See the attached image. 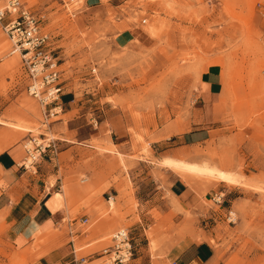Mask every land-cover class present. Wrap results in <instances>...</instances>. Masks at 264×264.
<instances>
[{"label": "rangeland", "instance_id": "obj_1", "mask_svg": "<svg viewBox=\"0 0 264 264\" xmlns=\"http://www.w3.org/2000/svg\"><path fill=\"white\" fill-rule=\"evenodd\" d=\"M93 1L98 2L23 0L52 37L67 94L63 110L47 126L39 103L28 94L19 56L9 55L11 43L0 24V137L9 129L17 134L13 142L26 144L30 137L58 140L60 132L68 131L69 118L87 114L91 121H107L102 128L104 139L91 142L103 156L117 153L105 139L112 134L118 142L126 120L132 137L131 158L153 168L138 172L140 178L148 177L142 190L149 191L155 187L151 178L160 175L163 179L157 170L164 167L159 153L171 144L158 141L169 139L168 128L184 122L202 78L210 69L220 68L228 80L227 131L224 136L213 133L208 142L184 150L176 159L235 173L242 183L229 185L172 170L196 188L200 203L184 214L196 222L199 240H207L219 250L221 264H264V0H100L95 5ZM68 101H74L78 110L64 116ZM60 122L66 123L65 128L53 130ZM178 128L174 130L184 129ZM92 129L99 130L94 125ZM89 131L79 126L75 135L84 137ZM67 139L75 140L70 135ZM121 164L120 169H111L118 186L125 180L129 183L125 173L129 167L124 161ZM128 185L119 187L117 203L112 199L108 204L103 195L109 182L104 181L90 191L87 200L70 209L63 229L55 228L47 235L38 231L27 246L17 245L6 227H0V264H41L40 258L51 248L43 251L40 246L54 240V248L69 247L68 222L78 220L84 207L85 214L96 210L97 217L85 227L78 224L74 228L78 256H90L110 246L114 232L121 228L131 232L133 226L126 214L136 212L138 203L133 185ZM217 191L227 194L222 207L210 199ZM121 201L126 211L119 207ZM231 208L237 214L235 224L226 221ZM109 213L122 223L94 236L97 221L109 219ZM207 223L209 236L203 231ZM131 236L134 238L132 232ZM157 239L153 229L145 237L133 239L135 257L142 247L143 255L152 253L154 264H160L163 257ZM146 261L144 264H150L148 258Z\"/></svg>", "mask_w": 264, "mask_h": 264}, {"label": "crops", "instance_id": "obj_2", "mask_svg": "<svg viewBox=\"0 0 264 264\" xmlns=\"http://www.w3.org/2000/svg\"><path fill=\"white\" fill-rule=\"evenodd\" d=\"M98 2L93 1L92 4L95 5ZM128 33V36H132L131 32ZM1 65L3 63L0 62ZM227 81L220 68L210 69L202 78L198 94H195L194 104L184 122L175 123L168 128L165 134L171 132L169 139L158 141L160 145L171 142L159 153V162L165 157L178 160L177 156L184 150L203 145L211 139L213 133H217L218 136L225 135L228 127L224 120L230 109V102L226 96ZM66 95L63 92L60 104H63V98H66ZM65 105L64 116L78 110L74 101H68ZM1 116L2 113H0ZM93 122L95 121H91L87 114L69 118L68 133L60 132L61 139L53 140L55 147L46 151L34 174L25 172L19 167L26 156L25 141L13 142L17 134L5 129V135L0 137L2 144L0 146V227H6L7 234L17 245L27 246L38 231L40 235H47L55 228L63 229L66 218H70V209L78 206L84 199L87 200L90 191L104 181L109 182L103 195L108 204H111L112 199L117 203L121 195L119 187L122 185L128 187L130 183L133 185L134 199L138 203L136 212L126 214L127 221H133L131 228L133 239L145 237L146 233L153 229L158 236L157 240L160 241L159 250L163 257L160 264H221L219 250L207 240H199L196 222L184 214L200 203L201 199L196 188L179 173L164 166L157 168L163 175V179L160 175L158 179L151 178V182L155 185L154 189L143 192L145 181L149 180L148 177L140 178L138 172L143 167L151 170L153 168L131 158L133 146L132 137L128 132L129 124L125 120L123 130L120 131L123 137L118 142L113 140L112 134L105 139L116 148L117 153L106 152L102 156L97 154L91 142L104 139L102 128L107 121H100L97 126ZM65 125V122H60L54 125L53 130L63 129ZM92 125L99 130L93 132ZM179 125L184 129L174 130V128L179 129ZM79 126L86 128V131L88 128L89 133L86 132L84 137L75 135ZM69 135L75 140L67 139ZM118 156H122L123 159ZM123 161L129 167L125 172L129 183L125 180L118 186L113 181L111 169H120ZM82 176L85 181L80 184L79 179ZM120 205L122 211L127 210L124 201H121ZM86 211L85 207L80 210L78 220L87 218L88 225L97 217V211H92L90 215L85 214ZM70 222L71 220L68 222L69 230ZM98 222L100 224L93 232L94 236L108 232L122 223V220L116 214L109 213V219ZM78 224L80 223H75L74 228ZM207 225L208 223L203 227V231L209 236L211 231L206 230ZM71 237L69 247L54 248L56 240L40 246L43 251L51 248L40 258L41 264H63L67 258L68 261L64 264L70 263L76 248L74 236L71 235ZM137 250L140 254L129 264H144L147 262L146 258L150 264H154L152 253L146 252V255H143L145 249L142 247ZM98 255L97 252L91 254L86 264H96L101 260Z\"/></svg>", "mask_w": 264, "mask_h": 264}, {"label": "built area", "instance_id": "obj_3", "mask_svg": "<svg viewBox=\"0 0 264 264\" xmlns=\"http://www.w3.org/2000/svg\"><path fill=\"white\" fill-rule=\"evenodd\" d=\"M147 20H143L145 24ZM0 24L7 35L11 48L9 55H18L22 69L27 78V91L35 99L42 111L43 123L62 111L60 104L63 94L62 71L59 58L52 49V37L43 31L40 20L23 0H0ZM95 122V126H97ZM52 139L30 137L24 149L26 156L19 167L25 172H37V165L50 148H54ZM226 191L213 192L210 199L214 205L222 207L226 201ZM228 224L237 222V214L231 208L226 213ZM86 226L88 219L71 220L70 234L75 236L74 224ZM102 264H129L135 257V249L131 232L121 228L113 233L111 245L98 252ZM89 256L79 257L78 250L73 251V258L67 264H86Z\"/></svg>", "mask_w": 264, "mask_h": 264}, {"label": "bare ground", "instance_id": "obj_4", "mask_svg": "<svg viewBox=\"0 0 264 264\" xmlns=\"http://www.w3.org/2000/svg\"><path fill=\"white\" fill-rule=\"evenodd\" d=\"M163 166H167L174 170L182 171L183 173H191L207 178H213L219 182L229 185H239L242 183V177L235 173L225 172L206 164L189 163L182 160H175L172 158H165L160 162Z\"/></svg>", "mask_w": 264, "mask_h": 264}]
</instances>
